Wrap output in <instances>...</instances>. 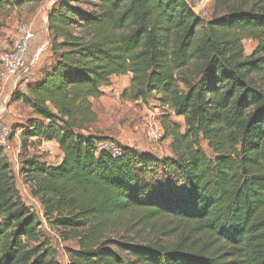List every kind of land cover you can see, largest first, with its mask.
I'll use <instances>...</instances> for the list:
<instances>
[{"label": "trees", "instance_id": "1", "mask_svg": "<svg viewBox=\"0 0 264 264\" xmlns=\"http://www.w3.org/2000/svg\"><path fill=\"white\" fill-rule=\"evenodd\" d=\"M47 31L49 63L10 93L30 111L12 135L43 216L78 236L67 264H264V1L203 22L190 0H54ZM124 74L129 99L153 95L183 118L182 129L162 117L170 154L90 132L92 99ZM108 140L117 153L100 146ZM43 141L62 152L57 164L26 154ZM1 150L0 264H59ZM130 211L183 228L167 244L105 239Z\"/></svg>", "mask_w": 264, "mask_h": 264}, {"label": "rangeland", "instance_id": "2", "mask_svg": "<svg viewBox=\"0 0 264 264\" xmlns=\"http://www.w3.org/2000/svg\"><path fill=\"white\" fill-rule=\"evenodd\" d=\"M50 1L52 3L54 0H28L21 6L0 8V54L11 46L12 41L19 35V30L22 26L33 27V18H35L36 14L38 15L41 11H44ZM261 1L264 0H190V4L195 14L203 22H206L224 14L232 6H244ZM255 46L256 42L253 39L243 40L245 54H250ZM30 52L31 49L28 51L26 71L23 73L20 72L14 77L5 79L1 76L0 68V103L2 106L0 119L11 131L8 140L12 144L11 151L1 150V154L6 158V155H14L16 157V161L12 160L11 162L14 183L18 189H26L28 198L24 199L37 212L41 235L56 250L55 260L59 264H67L69 254L66 249L77 248L78 236L74 232L67 234L47 221L43 216V211L37 207L39 204L38 199L31 194L29 184L26 183L23 175L18 170L23 155L20 153L21 149L17 139L19 134L13 136L12 127L15 124L22 123L30 115V111L20 102H10L9 98L13 89L25 88L24 79L26 78V73H28L29 61L33 56L29 54ZM129 86L130 74L112 76L110 85L102 88L103 94L99 98L92 99L97 119L91 125L90 132L107 136L120 144L134 147L139 151H148L157 156L166 155L170 152V138H164L163 136L156 143L147 140L142 129L143 118L147 112H152L162 124V117L168 115L170 120L179 123L182 129L184 126L183 118L175 116L168 107L155 101L153 95L147 101L139 100V102L135 103L123 93ZM203 148L206 153L210 154V150L205 143H203ZM26 154H35L48 164H57L60 159V150L55 143L36 144L28 148ZM21 185L24 187L21 188ZM31 195L34 201L30 198ZM182 228V223L171 217L145 220L140 211H130L119 218V220L117 219L107 230L104 237L105 239L141 245L152 244L156 241L161 244H167L175 241Z\"/></svg>", "mask_w": 264, "mask_h": 264}, {"label": "built area", "instance_id": "3", "mask_svg": "<svg viewBox=\"0 0 264 264\" xmlns=\"http://www.w3.org/2000/svg\"><path fill=\"white\" fill-rule=\"evenodd\" d=\"M35 39L36 32L32 28L27 26H22L20 28L19 35L12 41L11 46L0 54V68L3 78L14 77L20 72L23 73L25 71L28 50ZM136 102L139 101H135V103ZM1 112L2 106L0 103V115ZM142 127L147 140L150 142L156 143L164 136L163 126L152 112L146 113L142 121ZM9 133L10 129L0 119V146L7 152L12 149V144L8 140ZM100 146L113 153H117L118 151L117 146L109 140L102 142ZM13 160L16 161V157H14Z\"/></svg>", "mask_w": 264, "mask_h": 264}, {"label": "crops", "instance_id": "4", "mask_svg": "<svg viewBox=\"0 0 264 264\" xmlns=\"http://www.w3.org/2000/svg\"><path fill=\"white\" fill-rule=\"evenodd\" d=\"M52 3H51V1L48 2L44 11H41L40 14H38V15L36 14L35 18H33L34 25H33V27H30V28H32L36 32V39L31 43V45L29 47V49H31V52L29 54H31L33 56L31 57V59L29 61V64H28L29 69H28V73H26V78L24 79V82H27L29 80H33L35 77H37L40 74V68L45 67V64L49 63L48 62L49 61L48 56L50 53H49V49H48L49 37H48V31H47V12L49 10V6ZM36 13H37V11H36ZM27 58H28V54H27ZM104 87H106V86H103L102 88H104ZM51 143L53 144L55 142L54 141H43V142H41L42 145L51 144ZM167 154H170V152H168ZM6 156H7V160L10 163L12 162L13 158L15 157L14 155H11V156L6 155ZM61 157H62V152L60 151V159H61ZM60 159H59V161H60ZM20 187L22 188L24 186L21 185ZM17 189H18V187H17ZM18 191H19L21 198L25 201L24 198H28V195L26 194V189L22 188V189H18ZM30 198L33 200L32 196H30ZM37 207L40 209L39 204Z\"/></svg>", "mask_w": 264, "mask_h": 264}]
</instances>
